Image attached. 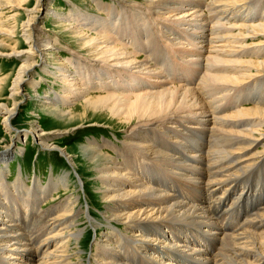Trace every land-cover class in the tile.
<instances>
[{
    "label": "bare ground",
    "instance_id": "1",
    "mask_svg": "<svg viewBox=\"0 0 264 264\" xmlns=\"http://www.w3.org/2000/svg\"><path fill=\"white\" fill-rule=\"evenodd\" d=\"M16 1L25 0H0V15L4 7L16 9ZM204 1L112 0L118 5L114 7L93 0L97 11L106 15L102 17L77 6L69 16L52 14L48 0H37L20 30L27 47L6 56H20L23 61L12 97L21 94L41 67L60 87L45 99V108L55 109L50 110L53 116L68 117L71 122L90 120L95 126L106 121L115 131L121 130V136L114 134L122 140L120 145L93 141L81 149L104 201L103 222L112 231L100 237L102 230L96 231L97 247L86 263L75 247L72 250V243L82 244L81 211L76 207L80 201L70 196L59 203L62 208L39 210L53 192L69 189L70 176L51 179L45 188L37 179L33 188L27 186L21 172L15 183L8 181L9 161L23 153L19 143L30 137L39 149L56 150L72 159L60 146L50 144L49 134L36 125L24 133H12L10 119L19 104L10 108L0 102L2 123L12 142L0 151V264H163L155 254L174 252L172 223L208 229L219 242V251L211 254L181 245L190 258L205 264H264V205L260 213L253 212L249 224L237 225L232 234L217 233L223 225L210 214L219 202L227 203L224 199L239 178L247 177L260 163L264 169V0H211L207 5ZM47 16L68 24L66 30L76 37L72 46L62 47L69 53L62 62L57 58L61 45L38 26ZM2 19L0 36L10 38L14 29ZM184 40L189 42L188 51ZM159 45L168 56L175 53L170 51L174 48L192 54L188 65L204 70L197 87L170 86V78L164 80L154 71L149 55ZM2 47L5 43L0 40ZM141 52L146 59L139 57ZM56 59L61 64L54 63ZM31 84L36 88L39 81ZM234 99L253 106L227 113ZM78 101L81 115L64 111ZM108 149L119 154L120 160ZM171 177L185 186L191 199L202 201L192 204L195 201H181L171 194ZM34 188L48 190L32 204L22 191ZM56 208L60 211L51 213ZM35 212L43 228L25 234L28 217Z\"/></svg>",
    "mask_w": 264,
    "mask_h": 264
},
{
    "label": "rangeland",
    "instance_id": "2",
    "mask_svg": "<svg viewBox=\"0 0 264 264\" xmlns=\"http://www.w3.org/2000/svg\"><path fill=\"white\" fill-rule=\"evenodd\" d=\"M100 1L104 5L118 7V5L113 4L112 0H100ZM209 1L211 0H205L204 3H206L207 5ZM48 3H49V9L53 11L52 14L57 12L56 14H62V15L65 14L69 16L72 12V9H74L77 6L81 11L83 10L84 12H88L93 15L98 14L99 16L106 17L105 14L97 11V5L94 4L93 0H48ZM17 4H18L17 6L18 8L16 7V9H10L4 7L0 15V20L3 18L2 20L4 23H6L5 25L8 28L9 27L13 28L15 32V34L10 38L3 37L4 35L0 36V40L4 41L5 43V47H2L0 49V55L3 54L5 55L3 57L0 56V87L2 89L0 90V102L7 105L10 108L14 107L15 104H19L14 115L10 119L12 133H16V131L18 133L23 131L25 132L31 130L33 125L38 126V128L41 131H46V133L49 134L47 136L49 143L52 145L54 144L55 147L56 145L60 146V149L62 151L65 150L66 153L69 155L70 160L72 159L71 161L76 162V166L73 165L72 162L68 160V158L64 157V155L57 152L56 150L45 151L43 149H39V146L36 145L34 139L30 137L27 139L25 143H21V141L19 143V147L23 148V153L15 156V158L9 161L8 181L15 183L19 177L18 176L19 173L21 172L24 182L27 184V186L32 187L35 179H37L38 182H40L41 185L45 188L46 187L45 185H47L51 181V179L57 181V179L60 178L61 176H66V175L70 176L69 189L65 190L64 187H61L57 193L53 192L51 196H49L44 202L41 203V205L39 206V210L47 212L53 207L56 206L59 207L60 206L59 203L61 201L66 200L68 197L70 198V196L73 198H77V200L80 201L76 207L79 211H81V215H80L81 217L78 219V224H79L78 229L81 234L80 239L82 244L81 247L80 246L78 247L77 243L76 244L72 243V250L75 247V250H77V254L80 257L85 258V261L87 263L91 259L90 255L92 250L97 247L98 240H97L96 231L102 230L101 233L99 234L100 237L103 234H105L107 231L110 232L112 230L107 229L105 227V225L107 224L103 222V218H104L103 214L105 213H103L104 210L102 203H104V201L100 197L97 191L98 190L96 184L97 181L94 176H91L89 166L85 162V158L83 157L81 149L83 145H86L89 142H93V141H100V142L106 141L120 145L122 143V140L118 141L115 138L114 134H117L118 137L121 136L119 135L121 130L120 132L117 130L115 131V129H113L112 127L113 125L109 126L106 121H98L99 126L97 125L95 126L89 123L90 120H88L87 122H81L80 120H75L76 122L72 121L73 122L72 123L71 120L68 119V117L57 118L53 116V114L50 113V110L53 108L51 109L45 108L46 106L45 102L47 101L45 99L52 91H60V87L58 85H55L54 80H52L50 77L42 73L43 71L41 67H37L36 71L32 74L33 76L32 79L34 81L36 80L39 81L37 87L33 88L31 84L33 80L31 79L30 81L27 82L25 87H23V89L21 90V94L12 97L13 83L18 75L19 69L23 64V61L20 58V56L13 55L12 57L9 56V58L6 56L13 53L14 50L17 52H21L25 50V48L27 47L25 43L26 41L22 37V33L20 30L22 25L28 20L29 11L37 7V0H25L22 3L16 1V5ZM39 24L38 26L41 29H44V31L48 32V34L51 35L52 38L58 41V44L61 45L60 50H58L59 52L58 51L56 52H58L57 53L58 60L60 59V62H62L61 61L62 59H65L69 56V53H66V51H64L62 47L72 46L73 40L76 37H74L71 31L66 30L68 24L58 23L56 18L54 17H48V16L44 17L40 20ZM5 25L2 26L6 27ZM158 40L160 41V39H157L156 41L158 42ZM184 45H185L184 47H187L189 45V42L187 40H184ZM145 47L147 48V46ZM188 48H190V46H188L185 51H188L187 50ZM175 49L176 48L170 49V51L172 50L175 53H172L171 55L168 56L167 52H165V50H163V48L160 45L157 46L156 52L149 55L150 66L153 67L155 72L161 73L164 80L170 78L171 80L170 86H178L179 84H183V86L182 85L179 86L186 88L187 87L192 88L195 86L197 87V85L200 83L199 80H201V77L203 76L204 70H199L198 66L193 67L191 64L188 65V63L192 62V56H191L192 54H189L190 52L187 53L185 51H181L178 49L175 50ZM176 53H179V55L181 56H179ZM173 56L175 57V59ZM139 57L141 59H146L143 53ZM175 61L177 62L176 64H174ZM60 62H57V59L56 61H54V63L56 64H61ZM200 71L202 73H199ZM180 72L185 75L184 79ZM170 73H172V75ZM185 81L186 83H184ZM49 85H51L53 89H51ZM258 91L260 92V90ZM256 96H257V91L253 95V98L250 100L255 99ZM258 97H261V94H259ZM263 97L264 95L261 98ZM80 103L82 102L78 101L75 105L69 106L68 109H64V111L71 110V111H75L74 116H78L79 114L81 115ZM247 106L250 107L253 105L248 103ZM193 140L196 143V139L194 138ZM11 143H12L11 136L7 134L4 125L2 123V118L0 116V151H2V149H5ZM108 150L112 152L110 149ZM113 154L117 158L120 156L117 153H113ZM261 164L262 163L258 164L257 167L254 169L255 171L253 170L252 173L248 174L247 177H245L246 176L245 175L237 180L235 185V190L231 191L229 195L227 194V197L224 199V200L227 199L226 200L227 203L223 201V202H219V205L217 204L216 206H214V208L213 205L211 206L213 208L210 213L211 216H213L215 220H218L221 228L223 225L222 229L219 226L221 230L220 231L217 230V233L219 232L231 233V230H233L234 227H236L239 224L242 225L249 224L252 215L261 212L262 206L264 205V199H263L264 197L261 199V201L259 202L256 208L252 207L250 201H248L249 200L248 196H243L242 198L239 197V194L242 193L245 187H247V189L252 191V193L257 192L264 194V187H263L264 174H262L264 173V169L261 168L262 167ZM78 168L81 170L80 171L81 173L77 172L79 171ZM0 174H1V169H0ZM260 176L262 178H260ZM177 181L178 180H173V177H171L170 183L172 184L170 185L172 186V190H173L171 194L175 195L176 197H179L181 201H185V202L195 201L192 202V204L202 201V199L200 200L199 199L197 200L195 198L191 199L193 198V196H191V194L184 189L185 186L183 184L180 183L178 184ZM244 181L248 183H245ZM244 183L246 186L244 185ZM46 190H48V188H46ZM45 191L43 190V188H34L31 191H25V192L22 191V193L28 195V198L30 200L29 202L34 204V202L37 201ZM186 199H189V201ZM227 204L231 207L227 208L226 207ZM218 206H220L219 207L220 209L218 208ZM60 208L62 207L60 206ZM60 208L51 210V213L52 212L58 213L60 211ZM36 214L37 213L35 212V214L33 213L31 216L28 217L27 226L29 229L25 231V234H28L29 230L40 231L43 228L42 225L43 220ZM219 214L222 215L220 216ZM89 220H92V222H89ZM172 224L170 225V227L171 230L173 231V237L172 238L170 237V240L172 239L171 240L172 243L173 241H175L173 243L176 245V247H173L174 252L169 253V255H163L164 257L159 256L160 254H155L160 258L157 261L163 262V264H165V262H171L173 264H197V263L205 264L201 260H197L192 256L190 258V253L187 254V252H183L184 249L183 247H180L181 245L182 246L189 245L191 248H198L203 250L202 252H209L210 254L219 251L220 249L219 242L218 241L216 242V240L214 239V235H211L208 229H203L202 231L201 229L194 228L193 226L182 225V224L176 225L175 223ZM226 224L227 225L229 224V226H226ZM200 235L201 236L203 235L204 237L203 236L201 237ZM203 238H206L207 240L204 239L203 241ZM158 239L162 240L161 237H159ZM195 241L196 243L198 242L197 243L198 246L193 245L196 244ZM125 247L127 248V246L123 244V249H126ZM177 253L179 255H177ZM171 257H174V259ZM18 263L21 264V262L19 261Z\"/></svg>",
    "mask_w": 264,
    "mask_h": 264
},
{
    "label": "flooded vegetation",
    "instance_id": "3",
    "mask_svg": "<svg viewBox=\"0 0 264 264\" xmlns=\"http://www.w3.org/2000/svg\"><path fill=\"white\" fill-rule=\"evenodd\" d=\"M247 104L248 103H246V102H242V101H238L237 99H234L233 103L231 105V110L227 113L234 112L236 108L246 106ZM227 113H225V114H227Z\"/></svg>",
    "mask_w": 264,
    "mask_h": 264
}]
</instances>
